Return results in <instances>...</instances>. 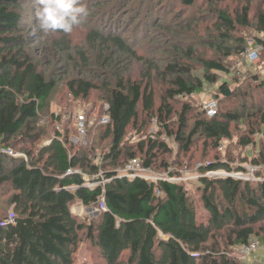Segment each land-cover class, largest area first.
I'll return each instance as SVG.
<instances>
[{"label": "trees", "instance_id": "obj_1", "mask_svg": "<svg viewBox=\"0 0 264 264\" xmlns=\"http://www.w3.org/2000/svg\"><path fill=\"white\" fill-rule=\"evenodd\" d=\"M137 1L89 0L98 21L87 33L86 46L80 47L68 35L46 39L49 42L32 37L27 11L38 5L37 0H0V205H8L13 213V219L10 214L0 218V264H77L84 241L102 264H242L237 249L255 239L264 245V179L252 183L207 176L244 172L243 167L219 160L198 167L194 182L207 220L198 219L195 201L183 182L154 184L119 172L131 160H139L171 180L180 177L161 159L171 152L161 139L164 134L175 138L180 155H188L200 141L218 147L243 123L250 133L242 144L255 143L254 136L264 131V109L249 108V102L253 91L264 99V80L256 78V89L247 79L241 81V87L231 92L239 106L225 111L219 107L211 118L202 110L191 115L189 102L179 111L178 107L179 99L201 94L219 81L218 74H229L245 50L263 45L264 0H231L239 4L234 10L224 0H176L182 12L173 10L171 0H157L170 6L164 17L172 21L166 28H177L175 32L169 28L173 36L161 44L165 63L138 55L134 44L141 32L134 38L126 35L131 31L128 26L137 22L142 40H151L163 25H150L141 11L153 0H141L139 6ZM103 6L108 12L99 15ZM154 8L151 3V13ZM254 8L256 35L247 44V37L238 33L252 28ZM127 16L130 25L123 21ZM200 22L210 26L199 47L180 49L168 43L178 33L188 34L189 40V34L201 32ZM206 46L215 55L202 57L201 47ZM62 84L73 100L89 101L96 92L109 107L103 114L110 122L88 131L94 143L87 135L86 146L73 145L70 139L77 128L59 115L48 117L53 124L62 123L57 130L56 125L40 124ZM245 85L246 91L241 89ZM227 86L222 84L220 91L230 97ZM153 119L160 127L156 136L149 132ZM132 132L139 136L137 141L128 138ZM45 139L49 141L42 144ZM8 149L24 156L4 153ZM261 162L264 152L252 165ZM69 170L78 172L68 174ZM100 172L107 183L91 184L102 179ZM102 200L105 211L90 216L73 212L80 206L97 210ZM223 232L225 249L218 242L211 244Z\"/></svg>", "mask_w": 264, "mask_h": 264}, {"label": "rangeland", "instance_id": "obj_2", "mask_svg": "<svg viewBox=\"0 0 264 264\" xmlns=\"http://www.w3.org/2000/svg\"><path fill=\"white\" fill-rule=\"evenodd\" d=\"M88 1L89 0H80V3L83 4L84 7L86 8L87 14L84 17L82 23L79 26L75 27L71 33H67V34L66 33L62 34L58 32H54V33L53 32H49V33L41 32L36 26L37 21L35 17V10L38 7V5L37 6L36 4L33 5L31 7V10L29 9V11H27V13H29L27 25L30 29V34L32 35V37L41 38L42 41H48V42L50 40H46V39H49V38L51 40L61 39L63 36L68 35L71 38L72 43H74V46L78 45L80 47H85L87 33L90 32V30H92L93 26L98 21V17L93 15V13L95 12L93 11V9H91L90 5H88ZM230 1L231 0H224L225 6L232 7V10H234V8L239 7V4L230 3ZM140 2L141 0L137 1L138 6ZM151 3H152V6L155 7L154 9H152L153 11L152 13L150 12ZM145 5L147 6L143 7L141 11L144 15H146V18H145L146 22L154 26H156L157 24L161 22L163 23V25H160L159 27L156 28L154 32V37L151 40H142L143 31L141 30L139 26L136 27L137 22L131 26H128L131 28V31L129 30V32H127L126 35L127 37L130 36V38H134L136 37L138 32H141L142 35L137 36V40L139 42L134 44V47L138 55L146 59L159 60L158 63H165V61L162 59L163 50L161 48L162 46L161 44L164 40H166V37L168 39L169 36H173V35L168 34L170 32L168 29L171 28L175 32L177 31V28L168 27L167 29L166 27L169 24V22L172 21V19L166 20L164 15L169 10L170 6L173 8V10H176L178 8L179 11H181V7L177 4L176 0L169 1L170 6L166 5L165 2H157V0H153L152 2L144 4L143 6ZM161 5L162 7L159 9ZM240 7H242V5H240ZM256 7L257 6L255 5V8ZM107 8L108 7L103 6L99 15H103L107 13L108 12L106 10ZM132 8L135 9L136 11L138 10V7H132ZM255 8L252 11L251 18L254 16ZM204 9L205 8L201 9L202 15L205 13ZM89 13L91 14L87 16ZM187 13H189V11H187ZM172 16L173 15H171L170 18ZM130 17L131 16H127L123 19L124 22H128V25L131 24ZM108 22L110 21L107 20L106 24ZM253 23H255L254 18H252V28L251 29H248V30L239 29L238 36H243V37L246 36L248 39L247 44H251L252 37L256 35V31L254 29ZM199 25H201L200 26L201 28H199L201 32H197V33L195 32V33L189 34V40L187 39L188 34L184 35L182 33H178L177 36L171 37L168 43L171 42L170 45L173 44L176 47L180 46V49L188 47L190 44H196L199 47V45L202 44L208 36V33L206 31H207V26H210V22L209 23L200 22ZM122 31H126V28H124ZM186 31L188 32V30ZM42 41L40 43H42ZM168 43H166L165 46H167ZM40 45L41 44L38 43V46H37L38 54H39ZM200 51H202L201 52L202 57H211L214 54L213 50L209 49L207 46L201 47ZM194 65H196V63H194ZM195 67L199 68L200 66H195ZM192 73L194 76H197L195 71H192ZM256 78L261 79L262 81L264 80V54L261 56V61L256 65H250L246 63L245 61H240L239 59H236L229 74L227 73L218 74L219 81L215 85L206 86L204 88V91L201 94H195L188 98L179 99L180 107H178V111L179 109H181V106L183 103L189 102L192 105L191 115L195 116L196 113L198 114L199 112H201V110L203 111V107L206 103L214 99H217L219 101L218 108L220 107L223 111L236 107L237 105L239 106V104L236 103L234 98H232L231 92L235 91L238 85L239 86L242 85L241 81H243L244 79H247L246 82H249L255 85ZM225 83L228 85L227 91L229 93L228 95L231 94L230 97H228L227 95L224 96L220 91V87L222 86V84H225ZM246 87H248V85L243 86L241 89L244 88V91H246L247 90ZM254 87L256 89V85ZM157 93L161 94L159 90H157ZM250 93H252V90H250ZM251 96H253V99L249 102V105H251L252 107H249V108L257 110L260 107L261 110L263 111L264 99L262 95L256 91H253V94ZM81 102L79 100H73L68 95L65 89V84H62L61 87L58 88V90H56L55 93L53 94L52 100L49 103L48 112L46 111L45 114H43L44 118L40 121V124L46 125V127L48 125H51L53 126V128H54V125H56L55 129L57 130L62 125V123H60L59 121H56V123L53 124L52 121L48 119V117L51 114H55V115H59V117H61L62 119H65L70 125L73 126L75 124L77 128V121L75 117H77L78 115L86 113V116L88 117V119H92L94 117L98 118V117H101V115L106 109L105 108L106 104L101 103L102 102L101 95L97 94L96 92L93 93L92 98L89 101H81ZM176 119L177 117H174L173 121H175ZM189 121H190V127H192L194 118H191ZM96 126H99V125L96 124ZM53 128L48 127V129H51V130H54ZM149 128H150L149 132L152 135H155L160 130V127L157 123V119H153L150 122ZM50 133L52 134L51 131ZM50 133L49 135H51ZM249 133H250V128L247 125H245V123H243L239 126V129H237L235 126V128L233 129L232 139L223 140L218 147H214L213 144H210V143L208 147H206L204 144V141L196 142L192 146L190 153L188 155H180L178 145L175 142V138H170L166 134L161 136V139L165 141L166 145L171 150L169 154L163 153L164 156H162L161 159H163L162 161L170 164L173 168H176L179 171L180 177L175 178V180L178 182H183L186 185L187 190L190 192L191 197L195 201L197 217L199 220H207L208 218V213L203 208L202 203L199 199V194L197 191L199 185L197 182H194L198 178L196 177V175L199 174L197 172V169L199 166L207 165L208 163L215 162L216 160L225 161V162L230 163L233 167H243L245 169L244 172L235 173L240 177V178L238 177H235V178H238L244 181H250L252 183H255V182H258L264 179L263 176L261 179H259V176H258V174H264V162H261L260 166L252 165L253 160L260 161L261 153L264 152V131H260L254 136V140H255L254 144H251L249 146H244L242 144V139H245ZM88 136H89L88 142L94 143L93 142L94 135L90 134ZM138 137L139 136L135 132H132L128 138H132L133 141H137ZM143 138H145V136ZM47 139L43 140L42 144H46L49 141ZM99 151L101 150L99 149ZM13 152L16 154L21 153V151L15 150V149L13 150ZM23 154L24 153H21L20 155H23ZM180 161L182 164L180 163L178 165ZM149 172L157 176L167 175V173L156 172L153 169H151ZM215 174L219 175V174H225V173H215ZM11 211H12V208L8 207V205L1 204L0 205V218H6L10 214L9 218L12 219L13 213H11ZM87 215H91V213ZM226 238H227V233L223 232L222 234L218 235V237L215 240H213L211 244H213L214 242H218L222 246V249H225L227 248ZM252 241H257V240L255 239ZM83 244L81 245V248L79 250L76 263L77 264H102L101 260L98 257L97 252L94 249H91L87 245L86 241H84ZM257 253H261V252L258 251ZM239 260L242 262V264H264V259L259 258V256L256 255V253L246 258L239 257Z\"/></svg>", "mask_w": 264, "mask_h": 264}, {"label": "built area", "instance_id": "obj_3", "mask_svg": "<svg viewBox=\"0 0 264 264\" xmlns=\"http://www.w3.org/2000/svg\"><path fill=\"white\" fill-rule=\"evenodd\" d=\"M264 52V43L262 46L256 47V48H249L245 50L239 58L241 60L246 61L250 65H256L261 61V53ZM105 111H109V107L106 105ZM203 110L206 112L208 117H214L218 113V103L216 100H211L208 103H206L203 107ZM76 118L77 121V135L75 137H72L70 141L72 142L73 145H82L86 146L87 145V135L88 131L98 125H106L110 122V117L108 114H102L101 117H94L92 119H88L86 116V113L78 115ZM4 153H7L10 156L13 157H19V156H24L20 154L14 153L12 150L8 149ZM150 168H145L143 164L139 160H131L124 169L119 170V172L124 175L125 177L131 178V179H142L145 181H148L150 183L157 184L160 181H170V182H178L175 180L169 179V176L167 175H154L151 174L149 171ZM78 171L74 170H69L68 174L72 173H77ZM212 174V175H211ZM98 176H101L102 179L97 182V183H91L93 185H105L107 183V180L103 178V174L100 172ZM208 177H238L240 178L237 174H215L213 173H208ZM196 177H198L196 175ZM237 178V179H238ZM87 182H90V180L86 177ZM90 184V183H89ZM158 192V191H157ZM159 194V193H158ZM106 210V205L104 201L102 200L99 205V209L91 211V213H95L96 211H105ZM13 219V216H12ZM258 251L264 252V245L260 244L258 241H251L248 245H243L240 247L237 251V256L246 258L251 256L252 254L254 255Z\"/></svg>", "mask_w": 264, "mask_h": 264}, {"label": "clouds", "instance_id": "obj_4", "mask_svg": "<svg viewBox=\"0 0 264 264\" xmlns=\"http://www.w3.org/2000/svg\"><path fill=\"white\" fill-rule=\"evenodd\" d=\"M37 3L38 7L35 10L36 26L43 33H71L75 27L82 23L87 14V10L80 3V0H37ZM239 60L244 61L240 58ZM76 208L78 207L74 209Z\"/></svg>", "mask_w": 264, "mask_h": 264}, {"label": "crops", "instance_id": "obj_5", "mask_svg": "<svg viewBox=\"0 0 264 264\" xmlns=\"http://www.w3.org/2000/svg\"><path fill=\"white\" fill-rule=\"evenodd\" d=\"M73 212L76 213V214H78V215H84V216L87 215V214H89V213H91L90 209H88L86 207H83V206H80V207L74 209ZM256 255H258L259 258L264 259V252L256 253Z\"/></svg>", "mask_w": 264, "mask_h": 264}]
</instances>
